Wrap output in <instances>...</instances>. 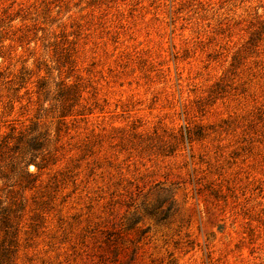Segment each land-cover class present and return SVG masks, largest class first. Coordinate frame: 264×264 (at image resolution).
Instances as JSON below:
<instances>
[{
  "label": "rangeland",
  "instance_id": "obj_1",
  "mask_svg": "<svg viewBox=\"0 0 264 264\" xmlns=\"http://www.w3.org/2000/svg\"><path fill=\"white\" fill-rule=\"evenodd\" d=\"M0 264H264V0H0Z\"/></svg>",
  "mask_w": 264,
  "mask_h": 264
},
{
  "label": "trees",
  "instance_id": "obj_2",
  "mask_svg": "<svg viewBox=\"0 0 264 264\" xmlns=\"http://www.w3.org/2000/svg\"><path fill=\"white\" fill-rule=\"evenodd\" d=\"M34 147H38V146H34ZM39 147H40V146H39ZM31 161H32V160H31ZM37 167H38V166H37ZM3 212H4V210H3ZM3 257H7L6 254H5V252H2V253H1V258H3Z\"/></svg>",
  "mask_w": 264,
  "mask_h": 264
}]
</instances>
